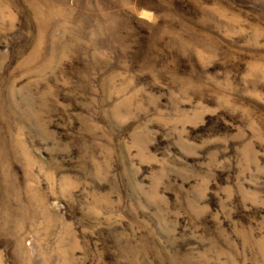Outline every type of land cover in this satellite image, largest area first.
<instances>
[{
  "label": "rangeland",
  "instance_id": "rangeland-1",
  "mask_svg": "<svg viewBox=\"0 0 264 264\" xmlns=\"http://www.w3.org/2000/svg\"><path fill=\"white\" fill-rule=\"evenodd\" d=\"M0 264H264V0H0Z\"/></svg>",
  "mask_w": 264,
  "mask_h": 264
}]
</instances>
